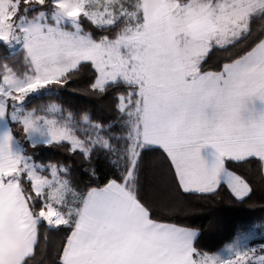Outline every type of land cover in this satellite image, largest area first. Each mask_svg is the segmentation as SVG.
Masks as SVG:
<instances>
[{
	"label": "snow or ice",
	"instance_id": "snow-or-ice-1",
	"mask_svg": "<svg viewBox=\"0 0 264 264\" xmlns=\"http://www.w3.org/2000/svg\"><path fill=\"white\" fill-rule=\"evenodd\" d=\"M81 18L109 34L95 38ZM257 20L264 0H0V44L20 46L26 67L18 74L0 63V241L23 242L15 264H29L42 222L70 229L59 264H264L255 256L264 244L250 246L257 229L264 236V220L236 225L233 239L210 254L195 246L197 231L154 218L140 187L145 154L160 151L165 179L183 193L214 194L225 184L236 198L250 197L253 187L226 161L255 159L264 176V36L247 44ZM232 48L243 51L205 70L212 50ZM85 65L92 91L125 87L117 109L127 131L117 137L125 145L119 179L78 193L68 167L37 164L25 143H67L91 160L97 149L117 152L100 135L105 126L84 114L96 135L82 140L71 113L62 123L25 111V102L63 88Z\"/></svg>",
	"mask_w": 264,
	"mask_h": 264
},
{
	"label": "trees",
	"instance_id": "trees-1",
	"mask_svg": "<svg viewBox=\"0 0 264 264\" xmlns=\"http://www.w3.org/2000/svg\"><path fill=\"white\" fill-rule=\"evenodd\" d=\"M34 14L29 13V17ZM81 24L85 32L92 33L97 39L109 34L98 30L87 19L81 18ZM252 30L255 35L248 40V45L264 36V21H255ZM242 51L243 49L235 48L214 49L209 53L204 68L218 71L223 63L228 62L230 55H239ZM5 62L18 74L26 71L23 54L19 48L10 50L0 44V63ZM93 80V70L85 65L72 75L63 88L51 86L52 91H44L27 99L25 111H35L37 115L54 118L60 122H64L71 113L76 135L82 140L95 138L96 135L90 124L82 121V116L88 114L92 123L105 126L100 135L110 139L113 147L117 149L116 153L97 149L93 151L91 160H86L79 152L71 153L67 143L32 149L25 143V138L20 135L16 124L12 125L14 135L25 143L28 153L33 155L37 164L51 163L70 169L66 178L78 193L85 192L89 187L103 186L109 179H119L124 170L123 160L115 162L122 155L125 146L124 141L117 137H123L127 131L122 126L123 119L117 109V97L124 94L126 89L123 86H112L101 94L91 90ZM53 104L58 105L60 110L50 113L47 110L49 105ZM108 125L112 127L108 128ZM226 167L250 183L254 189L250 197L243 200L236 198L225 184H221L214 194L183 193L171 178L165 179L167 162L160 151L148 152L143 158L141 192L152 208L154 218L196 230L199 235L195 246L202 251L213 253L233 239L236 225L264 220V176L259 162L255 159L240 163L226 161ZM42 173L49 175L48 171ZM69 233L70 229L67 227L55 229L42 222L38 226L37 244L29 264H59V256ZM257 233L260 235L259 229ZM257 241H264V236L260 235L250 242Z\"/></svg>",
	"mask_w": 264,
	"mask_h": 264
},
{
	"label": "clouds",
	"instance_id": "clouds-1",
	"mask_svg": "<svg viewBox=\"0 0 264 264\" xmlns=\"http://www.w3.org/2000/svg\"><path fill=\"white\" fill-rule=\"evenodd\" d=\"M23 250V242L16 238L9 237L0 241V264H15V260L11 258L12 254Z\"/></svg>",
	"mask_w": 264,
	"mask_h": 264
},
{
	"label": "rangeland",
	"instance_id": "rangeland-1",
	"mask_svg": "<svg viewBox=\"0 0 264 264\" xmlns=\"http://www.w3.org/2000/svg\"><path fill=\"white\" fill-rule=\"evenodd\" d=\"M19 47H20V46L17 45L15 49H17V48H19ZM12 50H14V49H12ZM49 119H54V118H49ZM62 123H63V122H62ZM16 127H17V129H18L20 135L23 136V137L25 138V135H24V133H23L22 125L16 124ZM47 165H48V164H47ZM41 174H42V175H45V174H43V173H41ZM45 176H48V175H45ZM72 200H73L72 193H68V194H67V201H68L69 205H71ZM259 236H260V235L257 233V235H256L255 238H257V237H259ZM258 244H264V241L250 242V246H253V247H255V246L258 245ZM210 254H211V253H210ZM250 255H252V254L250 253ZM260 255H264V253L257 252V253L255 254V256H260Z\"/></svg>",
	"mask_w": 264,
	"mask_h": 264
},
{
	"label": "crops",
	"instance_id": "crops-1",
	"mask_svg": "<svg viewBox=\"0 0 264 264\" xmlns=\"http://www.w3.org/2000/svg\"><path fill=\"white\" fill-rule=\"evenodd\" d=\"M212 150L210 149V148H205V149H203L202 150V154H204V155H208L210 152H211ZM227 186V185H226ZM230 190V189H229ZM231 191V190H230ZM188 229H191V228H188ZM191 230H194V229H191ZM194 231H196V230H194Z\"/></svg>",
	"mask_w": 264,
	"mask_h": 264
}]
</instances>
